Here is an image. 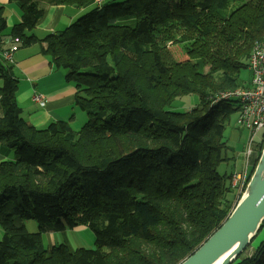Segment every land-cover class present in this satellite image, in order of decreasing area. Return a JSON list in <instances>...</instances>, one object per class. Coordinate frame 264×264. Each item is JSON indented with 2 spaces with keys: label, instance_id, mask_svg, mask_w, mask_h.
Wrapping results in <instances>:
<instances>
[{
  "label": "trees",
  "instance_id": "1",
  "mask_svg": "<svg viewBox=\"0 0 264 264\" xmlns=\"http://www.w3.org/2000/svg\"><path fill=\"white\" fill-rule=\"evenodd\" d=\"M18 2L12 42L37 44L65 71L87 121L76 131L67 121L28 125L18 81L0 68V141L15 157L0 165V264H180L238 203L230 174L218 172L237 108L214 100L238 87L254 44L264 42V0H55L93 8L42 39L33 31L44 10ZM6 30L0 7V51ZM176 44L189 61L174 58ZM190 94L198 104L189 111L166 109ZM77 227L93 232L94 249L43 248V233ZM263 231L264 220L256 237ZM232 264H264V238Z\"/></svg>",
  "mask_w": 264,
  "mask_h": 264
},
{
  "label": "crops",
  "instance_id": "2",
  "mask_svg": "<svg viewBox=\"0 0 264 264\" xmlns=\"http://www.w3.org/2000/svg\"><path fill=\"white\" fill-rule=\"evenodd\" d=\"M34 1L44 10L45 15L51 12L53 15L44 29L40 27L44 23L45 17L34 30L35 36L39 39L58 32V26L62 24L63 17L71 15L72 19L77 14L75 8L56 5L55 0ZM0 7L4 8V17L7 22V30L3 38V50L0 51V68H10L18 81L15 94L16 103L22 111L25 122L36 129H45L53 122L67 121L72 125L77 119H83V111L74 106L75 85L65 80V73L61 72L60 69H55L49 57L40 54V48L37 44L26 48L18 46L13 54L11 64L2 60L1 52L14 45L9 32L13 25L20 22V10L18 0H0ZM2 84L3 81L0 78V88ZM36 94L43 97L45 104L43 107L32 101ZM2 116L3 108L0 104V118ZM14 160L15 157L11 149L5 142L0 141V165ZM1 238L2 232L0 231V240Z\"/></svg>",
  "mask_w": 264,
  "mask_h": 264
},
{
  "label": "rangeland",
  "instance_id": "3",
  "mask_svg": "<svg viewBox=\"0 0 264 264\" xmlns=\"http://www.w3.org/2000/svg\"><path fill=\"white\" fill-rule=\"evenodd\" d=\"M101 2L102 1H100V2L96 1V4L99 5V4H101ZM92 8H93V6L90 8H85V9H80V10L75 9V10H77V14L72 19H71V15H68L65 18L63 17L62 24L60 26H58V31H61L64 28H66L68 25H70L76 19H78L79 17H81L85 13L89 12ZM52 17H53L52 12L49 14H46L45 18L43 20L44 23L42 22L43 24L41 25L40 28L44 29V27H46V25L48 23V20H51ZM33 33H34V31H33ZM40 34H41V32H40ZM170 48H171V52H172L174 58L178 62L189 61L187 56H185L184 54H181L180 46L178 44L172 45ZM14 53L15 52L12 53V57H13ZM4 62L11 64L13 61H11V62L10 61H4ZM61 72L65 73V71H62V70H61ZM250 80H251V71H249L248 68L241 70L236 77V83H237L238 87L231 89V90H235V89L241 88V87H246V85H248L250 83ZM197 104H198V96L195 94H190L187 96H182V97L176 98L173 101V103L170 106H168L166 109L168 111H171V112H186V111H189L190 109H192L193 107H195ZM82 114H83V119H81V120L77 119V121L74 124L70 125V127L74 131L82 128V126L87 121L86 113L83 111ZM236 119H237V114L234 113L228 119V121L226 122V125H225V130L223 133V141L228 147V150L226 152L227 160L225 162H223L221 165H219L218 172L220 174H224V173L231 174V172L235 168L239 167V165H240V161H241L240 156H241V152L243 151V148H244V143H245V140L247 137V132L237 125ZM261 145L264 146V138H263V141L260 144H258L254 150L256 155H255V158L252 160L251 167L249 168V171H248V175L250 178H251V176L255 170V167H256L255 162L256 161L258 162V160H259V157H260L259 149H260ZM262 149H263V147H262ZM247 185H248V182L243 187V190L240 193H236L237 190H235L233 192L234 195H231L233 198H235V204L237 202L239 203V201L243 198ZM22 222H23V225L25 227V230L28 233L33 234V233L38 232V225L36 224L35 221L23 219ZM0 231H1V229H0ZM256 235L251 240L246 251L241 255L242 257H245V256L251 257L255 253V247L264 238V231L260 235H258L257 237H256ZM41 238H42V245H43V248L45 250H48L52 246L57 247L59 245H65L69 249H72V250H75L78 248L94 249V243H95V236H94L93 232L89 228H86V227H77V228L72 229V230H66L65 232L43 233L41 235Z\"/></svg>",
  "mask_w": 264,
  "mask_h": 264
},
{
  "label": "water",
  "instance_id": "4",
  "mask_svg": "<svg viewBox=\"0 0 264 264\" xmlns=\"http://www.w3.org/2000/svg\"><path fill=\"white\" fill-rule=\"evenodd\" d=\"M264 220V146L243 198L226 221L180 264H232Z\"/></svg>",
  "mask_w": 264,
  "mask_h": 264
},
{
  "label": "built area",
  "instance_id": "5",
  "mask_svg": "<svg viewBox=\"0 0 264 264\" xmlns=\"http://www.w3.org/2000/svg\"><path fill=\"white\" fill-rule=\"evenodd\" d=\"M16 50V45H13L1 52L2 60L11 62L12 53ZM248 70L251 71V80L246 87L220 92L215 95L214 100V102L233 100L237 108L236 123L247 132L240 165L230 174V186L234 191L237 190L236 193H240L249 182L248 171L256 155L254 150L264 138V42L254 44L248 60ZM32 101L40 107L45 105L43 97L38 94L34 95Z\"/></svg>",
  "mask_w": 264,
  "mask_h": 264
},
{
  "label": "bare ground",
  "instance_id": "6",
  "mask_svg": "<svg viewBox=\"0 0 264 264\" xmlns=\"http://www.w3.org/2000/svg\"><path fill=\"white\" fill-rule=\"evenodd\" d=\"M251 252V251H250Z\"/></svg>",
  "mask_w": 264,
  "mask_h": 264
}]
</instances>
